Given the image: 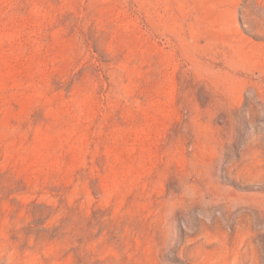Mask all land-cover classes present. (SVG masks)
<instances>
[{
	"label": "rangeland",
	"instance_id": "1",
	"mask_svg": "<svg viewBox=\"0 0 264 264\" xmlns=\"http://www.w3.org/2000/svg\"><path fill=\"white\" fill-rule=\"evenodd\" d=\"M0 264H264V0H0Z\"/></svg>",
	"mask_w": 264,
	"mask_h": 264
}]
</instances>
